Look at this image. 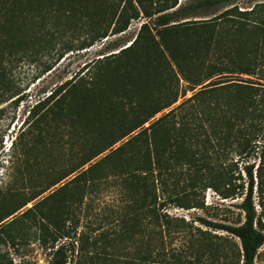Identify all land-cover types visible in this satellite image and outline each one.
Instances as JSON below:
<instances>
[{
    "label": "rangeland",
    "instance_id": "obj_1",
    "mask_svg": "<svg viewBox=\"0 0 264 264\" xmlns=\"http://www.w3.org/2000/svg\"><path fill=\"white\" fill-rule=\"evenodd\" d=\"M30 1L27 10L32 13L31 20L26 21L30 28L24 33L27 43L19 48L9 68L15 95L0 105L4 109L0 118V217L28 203L0 223L4 228L0 233V264H51L54 252L63 244L68 249L67 264H242L239 239L201 220L225 226L238 224L243 221L239 208L241 197L224 199L208 188L200 191L205 205L202 209L168 203L159 207L163 216L160 224L143 221L141 212L136 221L129 217L128 205L137 210L139 202L131 199V179L116 173L115 158L102 164L98 177L85 192L75 191L70 182L91 163L80 169L77 166L88 158L93 146L111 142L106 131L116 128L122 116L118 112L107 120L105 83L97 82L98 75H108L109 70L116 71L124 62L125 56L119 52L137 39L146 19L131 20L124 32L84 48L94 31L110 16L113 0ZM178 7L179 20L171 25L203 23L223 16L217 21V24L221 21L223 44L213 46L207 56L204 54L205 64L235 70L240 61L253 58L248 51L255 53L254 76L229 71L222 75L226 76L222 80L236 76L233 78L259 79L264 84V2L237 0L215 4V0H177V7L170 12ZM235 8V17L224 15ZM172 68L177 70L175 65ZM178 77L177 102L146 122L145 127L210 82L219 81L221 76L193 91L181 75ZM158 84L162 90V84ZM97 85L101 92L96 90ZM122 107L131 112L127 105ZM198 109L199 114L194 113L201 115ZM97 111L103 113L102 124L98 123ZM101 126L105 137L99 131ZM127 138L116 143L112 150ZM109 152L106 150L91 162H97ZM249 162L255 163V169L259 165L255 158ZM243 168L240 161L235 175L239 172L243 175L244 180L237 182H244L246 189L248 179ZM167 172L168 184L157 191L160 197L162 191L166 194L184 188L189 191L190 178L198 176L193 168L174 162ZM254 177L257 184L256 170ZM54 194L55 198L41 205ZM59 198L63 203H54ZM254 200L257 217L261 215L262 220L258 228L264 232V207L259 203L256 186ZM50 202L55 205L51 211L47 206ZM41 212L48 218H43ZM67 217L71 219L64 226L66 229L70 226L72 236L76 229V237H58L54 242V237L63 234V229L59 230ZM152 230L161 235L151 234ZM71 241L76 243L73 245ZM255 264H264V245Z\"/></svg>",
    "mask_w": 264,
    "mask_h": 264
},
{
    "label": "trees",
    "instance_id": "obj_2",
    "mask_svg": "<svg viewBox=\"0 0 264 264\" xmlns=\"http://www.w3.org/2000/svg\"><path fill=\"white\" fill-rule=\"evenodd\" d=\"M236 1L215 0V4ZM30 2L0 0V105L15 95L9 68L20 49L27 43L24 33L30 28L26 22L31 20L32 13L27 10ZM111 7V14L105 24H101L82 47H91L96 41L109 35L124 32L131 20L145 18L146 22L142 24L137 39L119 52L125 58L117 70H109L105 76L98 75L97 82L105 83L104 91L108 104L106 118L112 119L121 112L120 124L106 131L111 142L105 145L96 144L91 148L88 158L80 162L76 169L91 164L82 168L70 184L76 188L75 191L81 190L82 194L98 177L102 164L115 158V161L118 160L116 173L131 179V199L139 202L137 210L132 209L133 205H128L129 217L137 221L141 212L144 214L143 221L148 219L158 224L163 217L159 209L165 204H175L187 209L204 208L200 191L208 188L224 199L241 197L239 208L243 212V221L238 224L225 226L201 220L238 238L242 264H255L258 251L264 245V232L258 228V223L262 225L261 215L257 217L254 200L256 186L259 203L264 207V84L260 83L259 79H234L236 76L222 80V77H226L222 75L229 71L254 76L255 53L248 51L253 58L247 62L240 61L235 70H228L217 64H205L204 54L207 56L213 46L223 44L221 21L217 24L223 16L203 23L194 21L171 25L179 20V7L178 10L170 12L177 7V0H113ZM235 12L236 8L227 10L224 15L235 17ZM26 51L25 48L23 52ZM174 65L177 69L175 71L172 68ZM178 74L189 83L191 91L214 77H221H218L219 81L210 82L178 107L145 127L146 122L177 102ZM158 83L162 84V90H159ZM96 90L101 92L102 88L97 85ZM185 93L186 90L184 95ZM124 105H127L131 112L123 110ZM198 107L202 111L201 115L194 113L198 111L199 114ZM3 113L4 109L0 108V118ZM97 116L98 123L102 124L105 120L103 113L97 111ZM102 130L101 126L99 131ZM134 132L136 134L133 135ZM126 137L128 138L119 147L112 150L116 143ZM106 150H110L109 154L97 162H91ZM232 156L238 159L235 161ZM254 158L259 160L256 169L255 163L249 162ZM240 161L244 163L243 170L248 179L246 189L244 182H237L244 180L243 175L239 171L238 175H235ZM173 162L175 165L193 168L198 176L195 179L190 178L189 191L185 188L178 192L174 190L173 194L162 191L160 197L157 191L168 184L167 171L170 166L173 167ZM217 170L220 172L217 173ZM61 191H65V188ZM55 196L56 194L43 200L41 205H46ZM60 202L63 203L59 198L54 203ZM27 203L8 212L6 216H1L0 223ZM47 206L51 211L55 205L50 202ZM41 215L45 219L48 218L42 212ZM70 219L67 217L62 221L59 232L63 229V234L54 237V242L58 237H76V229L72 236L70 226L67 229L64 226V222ZM2 229L3 224H0V233ZM154 231L152 230L151 234L161 235V232ZM55 233H58L57 229ZM72 243L74 245L76 242L71 241ZM53 258L51 264H67V246H59Z\"/></svg>",
    "mask_w": 264,
    "mask_h": 264
},
{
    "label": "snow or ice",
    "instance_id": "obj_3",
    "mask_svg": "<svg viewBox=\"0 0 264 264\" xmlns=\"http://www.w3.org/2000/svg\"><path fill=\"white\" fill-rule=\"evenodd\" d=\"M261 2H264V0H261Z\"/></svg>",
    "mask_w": 264,
    "mask_h": 264
}]
</instances>
